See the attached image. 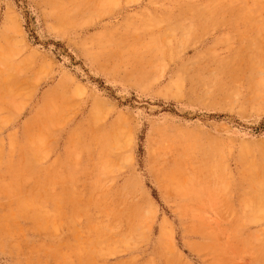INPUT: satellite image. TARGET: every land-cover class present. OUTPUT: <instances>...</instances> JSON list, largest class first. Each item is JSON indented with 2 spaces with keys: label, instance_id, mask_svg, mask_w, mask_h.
I'll return each instance as SVG.
<instances>
[{
  "label": "rangeland",
  "instance_id": "rangeland-1",
  "mask_svg": "<svg viewBox=\"0 0 264 264\" xmlns=\"http://www.w3.org/2000/svg\"><path fill=\"white\" fill-rule=\"evenodd\" d=\"M0 53V264H264V0H0Z\"/></svg>",
  "mask_w": 264,
  "mask_h": 264
},
{
  "label": "bare ground",
  "instance_id": "bare-ground-1",
  "mask_svg": "<svg viewBox=\"0 0 264 264\" xmlns=\"http://www.w3.org/2000/svg\"><path fill=\"white\" fill-rule=\"evenodd\" d=\"M254 1V0H253ZM255 3V2H254ZM256 4V3H255ZM258 5V4H257ZM261 5V4H260ZM245 6V5H244ZM248 11V10H247ZM248 15H250V14H248ZM251 16V15H250ZM8 46V45H7ZM1 54V53H0ZM2 55V54H1ZM9 56V55H8ZM258 60V59H257ZM14 71V70H13ZM5 87V86H4Z\"/></svg>",
  "mask_w": 264,
  "mask_h": 264
}]
</instances>
